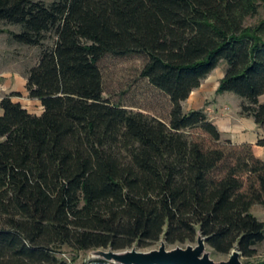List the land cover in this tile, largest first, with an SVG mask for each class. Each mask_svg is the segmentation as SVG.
I'll use <instances>...</instances> for the list:
<instances>
[{
  "label": "trees",
  "instance_id": "1",
  "mask_svg": "<svg viewBox=\"0 0 264 264\" xmlns=\"http://www.w3.org/2000/svg\"><path fill=\"white\" fill-rule=\"evenodd\" d=\"M264 0H0L15 43L41 48L27 90L0 107V264H69L62 251L196 243L244 264L264 243V160L224 141L185 103L227 63L217 94L244 100L264 130ZM52 41V45L47 43ZM146 58L142 76L172 104L170 122L105 97L100 62ZM200 130V133L194 131ZM264 146V139L259 141ZM88 264H111L98 259Z\"/></svg>",
  "mask_w": 264,
  "mask_h": 264
},
{
  "label": "rangeland",
  "instance_id": "2",
  "mask_svg": "<svg viewBox=\"0 0 264 264\" xmlns=\"http://www.w3.org/2000/svg\"><path fill=\"white\" fill-rule=\"evenodd\" d=\"M42 1L47 4H51L56 0ZM263 19L264 9L258 17L249 19L247 25H255ZM3 28H5L6 32L0 33V75L3 74V77L6 78L11 77V75L16 72L27 78L29 70L39 62L41 48L20 45L11 40L9 32H17L19 27L4 26ZM47 45H52V41L48 42ZM145 61L146 58L142 55H134L124 58L108 55L103 58L100 62V67L104 74L106 91L105 97L114 104L124 105L136 111H143L145 113L158 116L166 122H170V113L172 109L170 99L164 93L153 87L149 80L142 76ZM227 68L228 64L222 63L221 66H219V68H217L202 85L204 89H209L207 93L210 94L206 98V102L208 103H206V107L202 110L206 111L208 106L212 105L216 111L210 109L208 112L212 111L211 115L214 116L217 121H220V118L222 117H226L231 121L238 119V116H240V110L238 112V109L241 108V105L244 102L242 98L234 93H224L221 95L217 94L216 96L215 92L219 88L220 82L224 78ZM20 82L21 83L16 85V87L22 88V81ZM13 100L22 102L21 104L32 114H42L43 105L41 101L31 99L28 90L25 91V94L23 93L21 97L16 96ZM216 100L218 101L216 102ZM262 101H264V97L262 98ZM210 102L213 103L211 104ZM190 107L191 106L189 104L185 111L187 112ZM221 112H223V114L220 117ZM194 133H200V130H196ZM230 137L231 139H229ZM223 140H230L233 142V136L226 133V135H223ZM257 145H259V143ZM252 214L259 220L264 221L263 206H255L252 209ZM161 242L152 248L141 251L148 252L158 249L161 246ZM178 246L186 247L187 245L169 246V248L173 249ZM208 251L212 254V258L216 261H224L230 258V255L225 256L215 254L211 247H208ZM92 252L93 251L76 252L69 248H65L62 251V257L69 264H88L90 262V254ZM262 259H264V243L258 247V255L253 259V261H259ZM245 261L246 259L243 258V262Z\"/></svg>",
  "mask_w": 264,
  "mask_h": 264
},
{
  "label": "water",
  "instance_id": "3",
  "mask_svg": "<svg viewBox=\"0 0 264 264\" xmlns=\"http://www.w3.org/2000/svg\"><path fill=\"white\" fill-rule=\"evenodd\" d=\"M208 247V239L200 235L195 244L173 249L163 240L158 249L148 252L138 248L126 251L94 250L90 254V262L102 259L111 264H244L239 246H236L230 258L224 261L213 259Z\"/></svg>",
  "mask_w": 264,
  "mask_h": 264
},
{
  "label": "crops",
  "instance_id": "4",
  "mask_svg": "<svg viewBox=\"0 0 264 264\" xmlns=\"http://www.w3.org/2000/svg\"><path fill=\"white\" fill-rule=\"evenodd\" d=\"M7 76V75H6ZM5 76V77H6ZM22 81V88L16 87ZM27 78L24 75H20L15 72V74L11 75V77H3V74L0 75V103L3 100L5 95H10L11 93H24L27 91ZM218 90V89H217ZM209 89H204L203 86L196 90L190 97V99L185 103V110L187 106L190 104V109L187 113L194 111V110H202L206 107V98L210 95L207 93ZM217 96V91L215 92ZM219 95V94H218ZM215 101V100H214ZM218 100H216L217 102ZM22 103L20 101H15ZM211 104L213 102H210ZM212 107V105H210ZM208 106L206 112L218 128L221 130L222 135L231 134L233 136V142L235 144H242V143H250L254 145L256 155L264 160V146L257 145L260 140L264 139V130L261 129L253 119L251 118H243L238 116L236 120H230L228 118H220V121H217L214 116L211 115V112H208L210 109L215 110L213 107L211 108ZM26 108V107H25ZM27 109V108H26ZM240 109H238L239 112ZM216 111V110H215ZM44 112V108L42 114ZM4 113L3 109L0 107V116ZM223 112L220 113V117L222 116ZM41 115V114H40ZM224 116V115H223ZM219 119V118H218ZM231 139V137L229 138Z\"/></svg>",
  "mask_w": 264,
  "mask_h": 264
}]
</instances>
